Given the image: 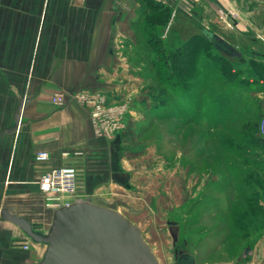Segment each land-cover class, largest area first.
<instances>
[{
	"label": "crops",
	"instance_id": "crops-1",
	"mask_svg": "<svg viewBox=\"0 0 264 264\" xmlns=\"http://www.w3.org/2000/svg\"><path fill=\"white\" fill-rule=\"evenodd\" d=\"M156 1L175 17L182 0ZM143 6L138 0H0V131L14 125L20 101L32 98L18 131L0 137V204L42 234L56 211L37 185L45 172L76 168L72 201L113 209L127 181L154 160L141 136L146 121L136 108V71L144 66L138 50L146 48L149 29L140 15ZM241 22L247 124L264 116V0H243ZM79 91L100 96L114 119L109 135H97L90 107L70 98ZM60 94L67 98L62 107L52 102ZM43 151L51 159L38 163L36 154ZM255 152L264 157V146ZM258 241L264 248V234ZM46 248L0 216V264H39Z\"/></svg>",
	"mask_w": 264,
	"mask_h": 264
},
{
	"label": "rangeland",
	"instance_id": "rangeland-1",
	"mask_svg": "<svg viewBox=\"0 0 264 264\" xmlns=\"http://www.w3.org/2000/svg\"><path fill=\"white\" fill-rule=\"evenodd\" d=\"M138 1L153 32L138 50L136 108L154 160L127 181L113 209L141 230L160 264L184 254L196 264H264V157L255 152L264 139L256 122L243 121V0H182L175 17L154 15L158 26L148 22L147 2L156 0ZM203 31L242 56L215 50ZM187 43L199 48V70L185 78L171 62Z\"/></svg>",
	"mask_w": 264,
	"mask_h": 264
},
{
	"label": "water",
	"instance_id": "water-1",
	"mask_svg": "<svg viewBox=\"0 0 264 264\" xmlns=\"http://www.w3.org/2000/svg\"><path fill=\"white\" fill-rule=\"evenodd\" d=\"M213 47L229 57L241 53L221 36L203 31ZM32 98L21 100L13 116L14 125L0 131V137L20 128L21 112ZM0 216L19 228L35 243L47 246L39 264H160L141 230L118 210L79 201L55 211L46 234L38 232L28 220L12 214L0 204ZM178 264H196L184 254ZM229 264V263H217Z\"/></svg>",
	"mask_w": 264,
	"mask_h": 264
},
{
	"label": "built area",
	"instance_id": "built-area-1",
	"mask_svg": "<svg viewBox=\"0 0 264 264\" xmlns=\"http://www.w3.org/2000/svg\"><path fill=\"white\" fill-rule=\"evenodd\" d=\"M226 14L223 13L222 20L226 21ZM228 26H231L228 23ZM73 100L90 107L91 117L95 126L97 135H109L107 127L113 124L114 119L106 113L100 96L88 91H79L70 97ZM66 95L60 94L53 97L52 102L59 107L66 105ZM109 125V126H108ZM258 134L264 139V116L258 122ZM38 163H44L51 159L48 152H39L35 157ZM40 192L42 193L46 206L52 210H58L62 207L74 203L78 191V172L74 167L54 168L45 172L37 181ZM76 201V200H75ZM27 248V247H26Z\"/></svg>",
	"mask_w": 264,
	"mask_h": 264
},
{
	"label": "trees",
	"instance_id": "trees-1",
	"mask_svg": "<svg viewBox=\"0 0 264 264\" xmlns=\"http://www.w3.org/2000/svg\"><path fill=\"white\" fill-rule=\"evenodd\" d=\"M144 3H145V0H144ZM147 5L149 7V10H151L153 12L152 15H150V17L148 18V22L149 23L154 22L155 26H158L160 24V20L155 19L156 17L154 15H157L159 17H164L166 15L171 14V11H172V9L169 6H167L161 2H158V1H154V5H152L150 2H147ZM152 32H153V30L149 27V29L147 30V36L150 37L152 35ZM204 38L208 41V39L205 36H204ZM208 43L211 45V43L209 41H208ZM211 46L213 47V45H211ZM194 47L195 46L193 44L187 43L186 45L181 46L180 51L178 53H176L177 59H176V61H172L171 63H173V65L175 67V71H176L175 73L177 75H183L184 77L185 76L189 77V75L192 76V75L198 74L199 69H197V68L199 67V65L197 66V64L195 62L198 58L197 55L199 52V48L197 47L196 49H193ZM194 68H196V69H194ZM194 70L196 71V73H194ZM190 84H192V83H190ZM259 121H260V119L258 121H256V123H255L256 129L258 127Z\"/></svg>",
	"mask_w": 264,
	"mask_h": 264
}]
</instances>
